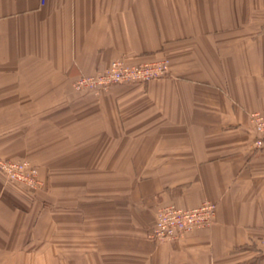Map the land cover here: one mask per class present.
<instances>
[{
    "label": "crops",
    "instance_id": "obj_1",
    "mask_svg": "<svg viewBox=\"0 0 264 264\" xmlns=\"http://www.w3.org/2000/svg\"><path fill=\"white\" fill-rule=\"evenodd\" d=\"M122 59L167 60L144 84L77 91ZM264 0H0V264H264ZM216 204L174 242L157 208Z\"/></svg>",
    "mask_w": 264,
    "mask_h": 264
},
{
    "label": "built area",
    "instance_id": "obj_2",
    "mask_svg": "<svg viewBox=\"0 0 264 264\" xmlns=\"http://www.w3.org/2000/svg\"><path fill=\"white\" fill-rule=\"evenodd\" d=\"M44 1L41 0V3ZM168 71L166 60L128 65L122 59H115L101 71L80 76L73 87L77 91L90 90L100 93L118 84H144L164 77ZM249 122L255 133L253 147L261 150L264 148V113H250ZM0 173L7 181L16 183L32 193L42 187L37 170L27 161L0 159ZM215 212L216 204L210 201L193 208L162 205L157 208L155 222L148 230L147 237L153 243L178 241L193 231L210 227Z\"/></svg>",
    "mask_w": 264,
    "mask_h": 264
},
{
    "label": "rangeland",
    "instance_id": "obj_3",
    "mask_svg": "<svg viewBox=\"0 0 264 264\" xmlns=\"http://www.w3.org/2000/svg\"><path fill=\"white\" fill-rule=\"evenodd\" d=\"M166 61H167V60H166ZM167 62H168V61H167ZM168 74H169V71L166 73L165 76H167ZM165 76H164V77H165ZM162 78H163V77H162ZM256 112H258V111H256ZM252 113H253V112H252ZM260 113H264V112H260ZM255 150H256V149H255ZM261 150H262V149H261ZM256 151H258V150H256ZM9 160H17V161H18V160H23V161H27V162H29L28 160H26V159H22V158H20V159H9ZM29 163H30V162H29ZM30 164L33 165V166L35 167V169L37 170V173H38L37 166L34 165V164H32V163H30ZM38 178H39V177H38ZM39 180H40V179H39ZM40 181H41V180H40ZM8 182H9V181H8ZM41 182H42V181H41ZM10 183H12V182H10ZM12 184H16V183H12ZM16 185H18V184H16ZM19 186H20V185H19ZM42 187H43V182H42ZM42 187H41V188H42ZM37 190H39V189H37ZM37 190H36V191H37ZM36 191H34V192H36ZM34 192H33V193H34Z\"/></svg>",
    "mask_w": 264,
    "mask_h": 264
}]
</instances>
